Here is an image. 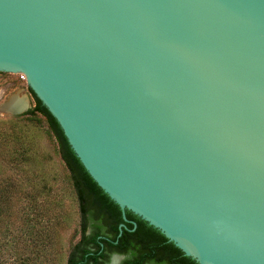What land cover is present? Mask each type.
<instances>
[{
    "label": "water",
    "instance_id": "water-1",
    "mask_svg": "<svg viewBox=\"0 0 264 264\" xmlns=\"http://www.w3.org/2000/svg\"><path fill=\"white\" fill-rule=\"evenodd\" d=\"M0 73L125 223L197 264H264V0H0Z\"/></svg>",
    "mask_w": 264,
    "mask_h": 264
},
{
    "label": "trees",
    "instance_id": "trees-1",
    "mask_svg": "<svg viewBox=\"0 0 264 264\" xmlns=\"http://www.w3.org/2000/svg\"><path fill=\"white\" fill-rule=\"evenodd\" d=\"M34 106L28 111L16 115L9 122L0 123V161L10 163L17 168L20 164L26 163L31 157V147L28 142V128L40 127L51 143L60 158L67 178L65 185L70 189L72 199L77 208L78 229L76 235L78 240L70 248L66 264H98L99 259L105 256L100 244L109 246L112 251L119 254L129 252L135 247H140L143 255L152 258L154 264H160L163 259H168V264H197L194 260L184 256L172 243L156 229L149 226L145 221L126 211L125 223L119 207L97 186L86 172L72 149L70 148L61 128L49 111L35 97L28 88ZM48 185V184H46ZM35 193V191L33 192ZM37 193V192H36ZM26 195L20 187L12 183L10 186L4 178H0V220L10 209L11 203L15 200L22 201ZM39 225L40 220L34 218ZM134 222L136 228L133 229ZM124 223L126 229H122L119 235V225ZM95 228L89 236H85L86 227ZM105 227L110 228V233L104 232ZM99 236H101L99 238ZM85 242H93L95 250L90 252L85 247ZM38 249V248H37ZM9 255L0 259V264H6ZM37 256L28 261H21L17 264H41L37 262Z\"/></svg>",
    "mask_w": 264,
    "mask_h": 264
},
{
    "label": "rangeland",
    "instance_id": "rangeland-1",
    "mask_svg": "<svg viewBox=\"0 0 264 264\" xmlns=\"http://www.w3.org/2000/svg\"><path fill=\"white\" fill-rule=\"evenodd\" d=\"M0 74V106L20 93L29 99L28 110L33 108L26 82L16 75ZM14 116L0 107V123L9 122ZM27 130L32 159L17 168L0 161V178L26 194L21 202H12L0 220V259L9 255L6 264H17L35 255L41 264H66L70 248L79 238L77 208L65 185L67 174L55 146L40 127ZM35 217L41 221L39 225Z\"/></svg>",
    "mask_w": 264,
    "mask_h": 264
},
{
    "label": "flooded vegetation",
    "instance_id": "flooded-vegetation-1",
    "mask_svg": "<svg viewBox=\"0 0 264 264\" xmlns=\"http://www.w3.org/2000/svg\"><path fill=\"white\" fill-rule=\"evenodd\" d=\"M103 229L106 234H109L111 231L108 227H105ZM93 231H95V228L88 226L86 227L84 234L85 236H89L90 234H92ZM100 237L101 236H99V238ZM85 243L86 249L88 248L90 252L95 250L96 245L93 242ZM100 247L101 249H103V252L99 250V253H104L105 256L99 259L98 264H154L151 257L143 255L142 251L140 250V247H135L124 254H119L115 251H112L113 249H111L109 246H106L105 244H100ZM89 264L92 263L89 262ZM160 264H168V259H163Z\"/></svg>",
    "mask_w": 264,
    "mask_h": 264
},
{
    "label": "bare ground",
    "instance_id": "bare-ground-1",
    "mask_svg": "<svg viewBox=\"0 0 264 264\" xmlns=\"http://www.w3.org/2000/svg\"><path fill=\"white\" fill-rule=\"evenodd\" d=\"M20 94V93H19ZM12 95L6 102H4L0 107L4 113L14 114L20 113L29 107L28 100H26L24 95Z\"/></svg>",
    "mask_w": 264,
    "mask_h": 264
},
{
    "label": "built area",
    "instance_id": "built-area-1",
    "mask_svg": "<svg viewBox=\"0 0 264 264\" xmlns=\"http://www.w3.org/2000/svg\"><path fill=\"white\" fill-rule=\"evenodd\" d=\"M16 76L19 78L20 81L25 82V77H24V75H22V74H18V75H16Z\"/></svg>",
    "mask_w": 264,
    "mask_h": 264
}]
</instances>
